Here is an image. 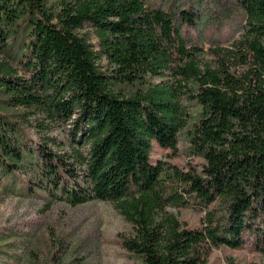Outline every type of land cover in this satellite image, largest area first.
<instances>
[{"label": "trees", "instance_id": "1", "mask_svg": "<svg viewBox=\"0 0 264 264\" xmlns=\"http://www.w3.org/2000/svg\"><path fill=\"white\" fill-rule=\"evenodd\" d=\"M240 7L239 36L205 49L148 0H0V175L27 169L72 206L113 202L133 228L122 245L142 264H208L216 249L264 258V0ZM188 98L197 108L187 126ZM17 107L80 134L34 148ZM186 126L199 170L155 156L180 159ZM183 194L203 219L181 225L164 211Z\"/></svg>", "mask_w": 264, "mask_h": 264}, {"label": "rangeland", "instance_id": "2", "mask_svg": "<svg viewBox=\"0 0 264 264\" xmlns=\"http://www.w3.org/2000/svg\"><path fill=\"white\" fill-rule=\"evenodd\" d=\"M240 1L148 0V4L172 13L187 43L206 49L212 44L226 45L239 36L244 23ZM187 9L191 21L180 14ZM3 58L0 55V60ZM183 102L188 126L197 106L191 98ZM25 111L23 107L11 110L23 122L28 145L34 148L42 144L44 136L63 141L72 132L75 136L80 134L71 120L52 123L50 118L33 114L25 118L22 115ZM187 126L179 133L180 159L171 160L156 149L155 156L170 163L190 161L199 170L201 160L188 155ZM47 146L51 148L50 142ZM25 171V175L18 171L11 182L9 177L0 175V264H142L138 255L122 245V240L132 235L133 228L113 202L92 200L72 206L52 201L46 192L31 183L35 180L32 172ZM24 186H31L36 192L23 195L11 191V188ZM183 198L185 201L180 206L168 205L164 211L173 214L181 225L203 219L205 211L198 204L189 202L184 194ZM227 256L240 263L252 259L264 261L262 256L249 249H216L208 264H227Z\"/></svg>", "mask_w": 264, "mask_h": 264}]
</instances>
